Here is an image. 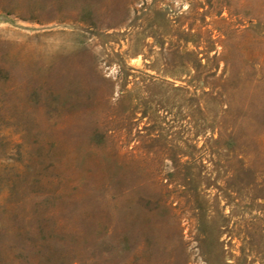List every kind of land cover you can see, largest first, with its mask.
<instances>
[{
	"label": "rangeland",
	"instance_id": "rangeland-1",
	"mask_svg": "<svg viewBox=\"0 0 264 264\" xmlns=\"http://www.w3.org/2000/svg\"><path fill=\"white\" fill-rule=\"evenodd\" d=\"M0 264H264V0H0Z\"/></svg>",
	"mask_w": 264,
	"mask_h": 264
},
{
	"label": "bare ground",
	"instance_id": "bare-ground-1",
	"mask_svg": "<svg viewBox=\"0 0 264 264\" xmlns=\"http://www.w3.org/2000/svg\"><path fill=\"white\" fill-rule=\"evenodd\" d=\"M119 13H120V11H119ZM118 15V14H117Z\"/></svg>",
	"mask_w": 264,
	"mask_h": 264
}]
</instances>
